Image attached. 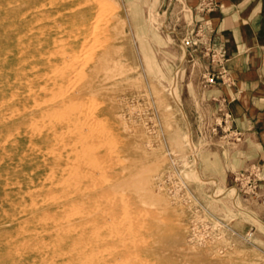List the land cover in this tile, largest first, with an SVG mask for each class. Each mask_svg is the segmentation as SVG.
Returning a JSON list of instances; mask_svg holds the SVG:
<instances>
[{
  "label": "rangeland",
  "instance_id": "obj_1",
  "mask_svg": "<svg viewBox=\"0 0 264 264\" xmlns=\"http://www.w3.org/2000/svg\"><path fill=\"white\" fill-rule=\"evenodd\" d=\"M199 13L0 0V264H264V133L207 81Z\"/></svg>",
  "mask_w": 264,
  "mask_h": 264
},
{
  "label": "crops",
  "instance_id": "obj_2",
  "mask_svg": "<svg viewBox=\"0 0 264 264\" xmlns=\"http://www.w3.org/2000/svg\"><path fill=\"white\" fill-rule=\"evenodd\" d=\"M196 4L206 40L225 52L227 74L218 83V100L238 133H264V0Z\"/></svg>",
  "mask_w": 264,
  "mask_h": 264
},
{
  "label": "bare ground",
  "instance_id": "obj_3",
  "mask_svg": "<svg viewBox=\"0 0 264 264\" xmlns=\"http://www.w3.org/2000/svg\"><path fill=\"white\" fill-rule=\"evenodd\" d=\"M108 3H109V1H108ZM25 4V3H24ZM23 4V5H24ZM44 4V3H43ZM102 4V3H101ZM96 5V4H95ZM99 5V4H98ZM128 5V4H127ZM77 6V5H76ZM76 6H74V7H76ZM104 6V5H103ZM102 6V7H103ZM37 6H35V8H36ZM129 7V6H128ZM31 8V7H30ZM93 8L94 7H89L88 9H87V11L89 12V13H92L93 12ZM104 8V7H103ZM122 8H124V6L122 7ZM130 8V7H129ZM32 10H33V8H31ZM117 9V8H116ZM78 10V9H77ZM95 10V9H94ZM28 11V10H27ZM67 11V10H66ZM130 11V10H129ZM95 12H96V10H95ZM97 13H99V12H97ZM130 15V14H129ZM54 16V15H53ZM20 17H21V15H20ZM19 17V18H20ZM96 17H97V14H96ZM123 18V17H122ZM24 19V18H23ZM98 19H99V17H98ZM97 19V20H98ZM132 19V18H131ZM25 20V19H24ZM73 20V19H72ZM91 20H93V19H91ZM90 20V21H91ZM96 20V21H97ZM123 20V19H122ZM29 22V21H28ZM81 22V21H80ZM79 22V25L83 22H81L80 23ZM58 23H59V21H58ZM62 23V22H61ZM85 24V23H84ZM132 24H133V22H132ZM59 25H61V24H59ZM58 25V26H59ZM86 25V24H85ZM94 25H95V23H94ZM93 25V26H94ZM31 26V25H30ZM81 26V25H80ZM59 27H61V26H59ZM88 28V27H87ZM34 29V28H33ZM54 29V28H53ZM73 29V28H72ZM133 29H134V27H133ZM80 30V29H79ZM26 32V31H25ZM109 32V31H108ZM93 33V32H92ZM110 33V32H109ZM8 35H9V33H8ZM92 34H89L88 33V30L85 28V29H83L82 30V32H80V34H79V36H78V38H77V40H75L74 42H73V46L75 47V48H84L86 45H87V43H88V41H89V39H90V36H91ZM20 36V35H19ZM56 37V36H55ZM103 37V36H102ZM126 37V36H125ZM4 38V37H3ZM8 38V37H7ZM94 38V37H93ZM123 38H124V36H123ZM122 38V39H123ZM2 39V38H1ZM97 39V38H96ZM93 41V40H92ZM91 41V42H92ZM99 41V40H98ZM96 42H97V40H96ZM100 42V41H99ZM98 42V43H99ZM122 42H123V40H122ZM123 44H124V42H123ZM25 45V44H24ZM89 46V45H88ZM33 47V46H32ZM93 47V46H92ZM126 47V46H125ZM103 48V47H102ZM87 49V48H86ZM92 49V48H91ZM26 50V48H24V51ZM90 50V49H89ZM11 52V51H10ZM84 53V52H83ZM24 55L26 54V52H24L23 53ZM123 54V53H122ZM4 55V54H3ZM86 55V54H85ZM84 57V56H83ZM20 58V57H19ZM19 58H18V60H19ZM92 58V57H91ZM90 58V59H91ZM6 60V59H5ZM27 60V59H26ZM92 60H93V58H92ZM23 61V60H22ZM83 61V60H82ZM25 62V61H24ZM67 62V61H66ZM119 62V61H118ZM17 64H18V62H17ZM21 64V63H20ZM83 64H85L86 65V63H83ZM108 64V63H107ZM112 64V63H111ZM84 67V66H83ZM22 68H24V67H22ZM85 68V67H84ZM109 68H111L112 69V66H109ZM91 69V68H90ZM95 69V68H94ZM117 69V68H116ZM3 70H4V68H3ZM21 70V69H20ZM120 70V69H119ZM23 71H24V69H23ZM46 71V70H45ZM107 71H109V70H107ZM113 71V70H112ZM116 71V70H115ZM118 71V70H117ZM16 72V71H15ZM77 72V71H76ZM105 72H106V70H105ZM111 72V71H110ZM86 73V72H85ZM84 73V74H85ZM115 74H116V72H114ZM113 73V74H114ZM79 74H81V73H79ZM84 74L82 75L83 77H84ZM109 74V73H108ZM74 75V74H73ZM81 76V75H80ZM81 76V78L83 79V77ZM86 76V75H85ZM77 77V76H76ZM14 79H16V77L14 78ZM36 79V78H35ZM91 79V78H90ZM103 79H104V77H103ZM28 80H29V78H28ZM69 80H70V78H69ZM77 81V80H76ZM80 81V80H79ZM73 82V81H72ZM69 83V82H68ZM74 83V82H73ZM77 84V83H76ZM76 86V85H75ZM19 87V86H18ZM28 88V87H27ZM16 89H18V88H16ZM70 91V90H69ZM13 93V92H12ZM18 93V92H17ZM15 94V93H14ZM60 94V93H59ZM19 95V94H18ZM13 96V95H12ZM5 97V96H4ZM15 97V96H14ZM55 99V98H54ZM93 100V99H92ZM13 101V100H12ZM75 101V100H74ZM89 102V101H88ZM6 103V102H5ZM12 103V102H11ZM91 103V102H90ZM15 104H16V102H15ZM73 104V103H72ZM80 103H78V105H79ZM87 104V103H86ZM12 105V104H11ZM69 105V104H68ZM94 104H92V106H93ZM96 105V104H95ZM95 105H94V107H95ZM72 106V105H71ZM12 107H13V105H12ZM64 109V108H63ZM72 109V108H71ZM59 110V109H58ZM66 110V109H65ZM5 111H7L8 112V110H4L3 112H5ZM10 111V110H9ZM57 111V110H56ZM61 111V110H60ZM81 112V111H80ZM89 112H91V111H89ZM2 114V113H1ZM55 114V113H54ZM80 114V113H79ZM57 117V116H56ZM91 122V121H90ZM94 123V122H93ZM82 125V124H81ZM88 125V124H87ZM86 127V126H85ZM86 129V128H85ZM175 129H176V127H175ZM123 130V129H122ZM181 131V130H180ZM99 133V132H98ZM186 134V133H185ZM90 137V136H89ZM182 137V136H181ZM188 137V136H187ZM186 137V138H187ZM179 139V138H178ZM177 142H179V141H177ZM174 143V142H173ZM187 143L189 144V145H191L190 144V140H189V137L187 138ZM181 144H182V141H181ZM177 145V144H176ZM185 146V145H184ZM99 147V146H98ZM151 147V146H150ZM97 161V160H96ZM97 163V162H96ZM97 166V165H96ZM99 166V165H98ZM149 166V165H148ZM76 167V166H75ZM78 167V166H77ZM99 169V168H98ZM124 171V170H123ZM148 171V170H147ZM134 174V173H133ZM132 174V176H134ZM144 180H145V178H144ZM128 182H130V181H128ZM128 182H126L127 184H128ZM125 184V183H124ZM151 186V185H150ZM140 187V186H139ZM119 188H122V186H120ZM140 188H142V187H140ZM107 191V190H106ZM150 191V190H149ZM106 193V192H105ZM153 193H155V192H153ZM156 194V193H155ZM159 195V194H158ZM153 196V195H152ZM144 200V199H143ZM145 202V201H144ZM156 203V202H155ZM168 203V202H167ZM148 204V203H147ZM149 204H152V203H149ZM97 209V208H96ZM77 211V210H76ZM91 212V211H90ZM95 216V215H94ZM96 217V216H95ZM106 218V217H105ZM22 219H24V218H22ZM73 222V221H72ZM22 223V222H21ZM100 224V223H99ZM64 225V224H63ZM94 226V225H93ZM74 227V226H73ZM72 227V228H73ZM101 227H102V225H101ZM59 228V227H58ZM24 231H26V230H24ZM69 234V233H68ZM43 237V236H42ZM116 242V241H115ZM114 245H116V244H114ZM102 246V245H101ZM129 246V245H128ZM103 247V246H102ZM106 249H107V247H105ZM9 249V248H8ZM11 249V248H10ZM94 249V248H93ZM96 249V248H95ZM100 249V248H99ZM105 249V250H106ZM134 249V248H133ZM104 250V249H103ZM90 251V250H89ZM58 252H60V251H58ZM86 252V251H85ZM88 252V251H87ZM60 254V253H59ZM62 255V254H61ZM22 256V255H21ZM51 256V255H50ZM48 257V256H47ZM57 258V257H56ZM59 258V257H58ZM57 258V259H58ZM105 258V257H104ZM117 258V257H116ZM119 258V257H118ZM128 258V257H127ZM131 258V257H130ZM47 259V258H46ZM63 259V258H62ZM53 260H55V259H53ZM70 260V259H69ZM118 260H121L122 261V259H118ZM50 261V260H49ZM107 261V260H106ZM56 262V261H55ZM58 262V261H57ZM109 263V262H108ZM122 263V262H121ZM59 264V263H58ZM139 264V263H138Z\"/></svg>",
  "mask_w": 264,
  "mask_h": 264
},
{
  "label": "built area",
  "instance_id": "obj_4",
  "mask_svg": "<svg viewBox=\"0 0 264 264\" xmlns=\"http://www.w3.org/2000/svg\"><path fill=\"white\" fill-rule=\"evenodd\" d=\"M188 43H190V41H188ZM205 50L207 54L212 53V61L217 62L218 66L221 68L217 75L215 73L212 74V76H210L207 81L212 83L215 81V79L221 78L222 80V77L227 74L225 52L221 49L215 48L209 42L207 43Z\"/></svg>",
  "mask_w": 264,
  "mask_h": 264
}]
</instances>
